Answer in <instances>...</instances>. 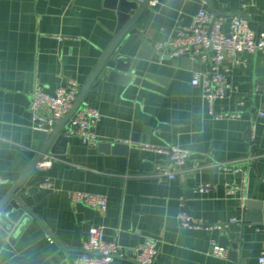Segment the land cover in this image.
<instances>
[{"label":"crops","instance_id":"obj_1","mask_svg":"<svg viewBox=\"0 0 264 264\" xmlns=\"http://www.w3.org/2000/svg\"><path fill=\"white\" fill-rule=\"evenodd\" d=\"M119 1L0 0V201L58 124L50 133L34 129L36 84L50 94L70 79L86 86L116 39ZM201 9L224 17L225 33L233 17L243 16L264 35V0H152L138 21L142 42L132 45L136 54L125 73L131 79H110L104 70L84 99L82 105L102 114L96 140L62 129L68 139L55 140L46 153L55 157L53 166L42 169L39 161L17 193L29 217L18 230L0 232V264H74L93 226L122 247L124 256L111 264H136L134 249L149 238L158 241L153 264H258L264 249V51L226 58L220 71L231 91L211 105L203 85L192 84L210 63L189 53L161 60L155 49L190 26ZM226 112L241 115L221 116ZM143 144L179 145L191 155L174 179L163 181L157 167L168 166L169 158ZM225 163L247 173L218 167ZM46 178L53 190L40 187ZM205 184L211 187L200 192ZM228 184L239 187L237 194L228 195ZM81 191L106 195L107 209L77 202ZM183 211L202 226H183ZM212 240L228 248L226 256L212 254Z\"/></svg>","mask_w":264,"mask_h":264},{"label":"built area","instance_id":"obj_2","mask_svg":"<svg viewBox=\"0 0 264 264\" xmlns=\"http://www.w3.org/2000/svg\"><path fill=\"white\" fill-rule=\"evenodd\" d=\"M224 17H216L206 9H201L194 16L190 26L179 30L176 38L158 43L155 46L160 59L166 57L179 56L189 53L192 57L201 62H209L210 68L207 72L195 74L192 84L203 85L204 94L211 105L219 99L227 96L231 91V84L225 74L220 71V65L227 57H236L240 52L264 51V35H258L251 26L250 21L243 16H235L230 23L228 33L222 31ZM81 85L76 80L70 79L67 84L59 88L54 94H50L37 83L33 92L30 110L35 122L36 131L50 133L57 121L66 116L75 100L77 99ZM244 101H241L243 103ZM44 108L49 109V114L42 112ZM240 113L226 112L221 116L240 117ZM259 115L264 117V110L259 111ZM102 117L101 112L89 105H82L71 118L67 125L66 134L76 135L84 141L96 140V127ZM252 139H254L255 126L251 128ZM143 148L165 154L169 158L168 166H158L157 176L160 180L174 179L182 171L186 160L191 155V151L179 145L159 146L154 144H143ZM55 157L52 154H45L39 162L42 169L51 168ZM222 170L234 173L245 171L241 166L233 164H219ZM4 180L0 179V182ZM41 188L53 190L54 184L50 178H46L40 184ZM210 184L200 186V192L210 188ZM239 187L235 184H228V195H235ZM76 201L91 208L106 210L108 198L103 194H94L81 191L76 195ZM245 205L246 197L241 198ZM180 223L185 227H200V222L194 221L188 212H181ZM215 228L222 229L223 226L216 225ZM158 241L152 238L146 239L135 249L136 264H153L157 255ZM211 252L215 256L223 257L228 253V248L219 244L216 240L211 241ZM121 245L116 241H108L104 238L103 228L93 226L89 230L88 238L81 246V254L76 256L74 264H111L117 257H123ZM258 264H264V249L259 257Z\"/></svg>","mask_w":264,"mask_h":264},{"label":"water","instance_id":"obj_3","mask_svg":"<svg viewBox=\"0 0 264 264\" xmlns=\"http://www.w3.org/2000/svg\"><path fill=\"white\" fill-rule=\"evenodd\" d=\"M152 0H120L119 9L122 11V21L119 25L116 39L107 50L104 58L98 65L88 84L84 86L75 100L70 112L58 121V124L50 134L46 145L41 150L37 160L32 164L24 176L13 186L9 193L0 201V232L3 235L18 230L23 222L29 217V208L17 197L18 191L26 183L30 173L37 167V164L48 152L55 140H66L68 137L62 133V129L68 125L75 112L82 106L88 92L94 88V82L102 71L107 70L108 77L114 79L122 75L124 80L131 77L125 75L130 71L132 57L136 54V47L132 45L142 42L138 21L143 12L149 7ZM31 214V213H30Z\"/></svg>","mask_w":264,"mask_h":264}]
</instances>
